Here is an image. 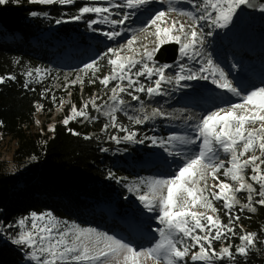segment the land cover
<instances>
[{"label": "snow or ice", "instance_id": "6c2138e0", "mask_svg": "<svg viewBox=\"0 0 264 264\" xmlns=\"http://www.w3.org/2000/svg\"><path fill=\"white\" fill-rule=\"evenodd\" d=\"M29 2L70 6L77 0ZM151 2L101 0L99 6L85 4L79 7L71 20L79 21L86 14H94L96 18L88 21V27L110 26L111 30L102 31L101 34L109 40H115L122 36L119 28L131 17L132 13L127 10H139ZM159 2L163 4L165 0ZM6 3L8 0H0V5ZM168 3L170 6L167 10L156 11L146 22V27L137 30L150 33L154 38V47L150 49L147 44L141 45L142 50L134 47L138 43L134 33L126 44L119 48H109L100 57V60L106 59L110 67L108 73L98 75L101 71L98 60L85 64L79 70L89 76V83L98 80L103 90L111 92L108 98L111 103L97 104L98 97H93L80 108L72 105L70 114L62 123L67 126L77 118H89V103L97 112L107 107L103 114L110 117L111 127L126 133L123 137L114 135L111 139L117 143L121 140L133 141L137 132L117 124L115 115L124 110L122 106L126 101L123 95L130 96L133 101L140 100L139 93H146L150 97L163 95L162 84H171L173 79L177 85L181 81L211 79L216 88L230 93L239 102L224 98L222 105H216L213 110L196 118L198 122L191 125L193 135L172 134L166 140L159 141L161 145L172 146L173 142L178 141L180 145L195 147L170 152L181 161L176 169L167 177L148 181L147 190L136 189L137 199L145 209L156 214L155 219L159 225L153 229L158 238L151 246L137 248L94 228L62 221L50 212H32L28 217L19 219L15 225L8 226L17 229L12 243L26 250L25 255L30 264H187L186 258L189 256L192 264H215L225 259L234 262L236 255L247 256L256 244L255 233L237 234L236 227L241 216L234 209L239 206L241 212L245 209L255 212L254 203L264 206V86L242 95L241 90L233 85L225 71L205 54L202 47L204 36L212 34L211 31L204 32L205 26L210 30L226 28L241 5H255L251 0H168ZM173 4H191L194 11H184L171 6ZM261 11H264V7ZM173 14L176 18H172ZM32 15L37 14L33 12ZM180 17L186 19L181 20ZM62 22L68 21L56 20L57 24ZM166 44L178 45L180 60H186L187 63L156 64L155 54ZM173 68L178 69L174 77L166 75V70ZM35 72L39 76L40 69H35ZM32 75V71L27 73L29 77ZM142 77L150 83H143L140 79ZM12 79L15 77H0V84ZM76 82L83 83L82 77L77 76L72 83ZM152 116L163 117L165 114L153 109ZM128 118L136 125L149 120L147 115L143 120L132 116ZM193 119L192 116L187 117V120ZM107 127L105 125V129ZM49 131L54 129L50 128ZM71 134L79 135L77 132ZM150 139L153 144L157 143L155 138ZM138 142L142 143L143 140ZM221 154L224 158H221ZM249 168L251 175L247 176V180L251 183L246 182L245 176ZM209 178L212 184L208 183ZM254 185H258V191ZM245 191L247 202L241 203L237 194ZM256 196L259 199L254 200ZM217 202H222L220 207H217ZM221 211L227 217V223L222 220ZM237 235L240 243L235 245L234 253L230 243L221 247L219 253L216 252L214 241L223 243Z\"/></svg>", "mask_w": 264, "mask_h": 264}, {"label": "trees", "instance_id": "16d2710c", "mask_svg": "<svg viewBox=\"0 0 264 264\" xmlns=\"http://www.w3.org/2000/svg\"><path fill=\"white\" fill-rule=\"evenodd\" d=\"M81 4L83 2L77 1L70 6L40 5L29 0H8L5 5H0L3 33L18 37L11 41L0 40V77H15L0 84V148L2 142L15 147L10 160L4 159L0 150V264H30L26 250L12 243L17 229L8 226L15 225L32 212H50L62 221L80 226L76 218L92 216L90 221H93L97 208L104 204L112 202L118 210L130 204L124 185L131 182V173L123 166L118 167L104 150L122 147L133 159H140L138 147L146 149V146L138 142L140 139L137 137L135 147H130L123 140L119 143L112 140V136L123 137L126 133L111 127L90 103L87 109L89 118H77L65 126L62 121L70 114L72 105L80 108L93 97H98L96 103L102 104L111 92L103 90L98 80L89 83V76H86L81 85L62 90L54 101L51 100L47 93L49 82L41 76L54 72L57 64L55 53L32 45L34 39H40L51 29L64 37H72L74 31L70 30V25L76 22L71 17ZM33 12L36 17H33ZM57 19L68 22L57 24ZM89 20L88 17L81 19V26H88ZM99 53L103 56L100 48ZM103 62L99 60L100 66ZM35 69H40L39 76ZM29 71L33 72L31 77L27 76ZM140 79L144 83L149 82L143 77ZM138 95L143 100L146 93ZM123 98L131 100L127 95ZM58 108L61 111L56 113ZM117 124L141 136L138 125L121 115ZM105 125H108L106 129ZM50 128L54 131H49ZM147 131V136L155 134L151 128ZM162 132L160 137L163 138L166 134L162 135ZM254 186L258 191V185ZM238 197L241 203L247 202L245 194ZM257 199L258 196L254 197ZM221 204L217 202V207ZM253 206L255 212L246 209L241 212L239 206L234 211L241 216L237 234L255 233L256 244L247 256L236 255L234 262L225 259L217 261L218 264H264V206L255 203ZM220 216L227 223L223 211ZM238 235L223 243L214 241L216 252L230 243L234 253L235 245L240 243Z\"/></svg>", "mask_w": 264, "mask_h": 264}, {"label": "rangeland", "instance_id": "374dc122", "mask_svg": "<svg viewBox=\"0 0 264 264\" xmlns=\"http://www.w3.org/2000/svg\"><path fill=\"white\" fill-rule=\"evenodd\" d=\"M77 1L83 2V4H81L82 6L85 4H95L99 6L101 3V0ZM169 6L168 0H165L163 4L160 3L159 0H152L149 5L139 9V11L127 10L132 13L131 17L125 22V25L119 28L122 32V36L115 40H109L101 34L102 31L111 30L110 26L94 25L93 28H89L88 26L82 27L80 23L81 20L75 21V25H70V30L74 31L73 36L70 38L59 35V32L55 31V29H51L40 39H34L32 41L34 47L42 46L55 53L54 60L57 64L54 66V72L47 74L46 76H41L49 82L50 87L47 93H49L50 99L54 101L58 93L62 90H67L71 86L82 84L80 82H72L76 81L77 76L82 77V80H84L86 76L79 70L83 68L85 64L90 63L93 60H100L101 55L99 53V48L104 55L109 48H119L121 45L126 44L127 40L130 39L134 33L137 35L138 41L141 40V45L147 44L150 49L154 47V38L152 35L137 30L146 27V22L156 11H165ZM171 6L184 11H194L191 4H173ZM262 7H264V4L260 5L254 12L249 13L243 11L241 5L226 28H213L210 30L207 26L204 27L205 33L208 31L212 32L211 35L204 36V44L202 47L205 54L210 56L214 63L224 70L225 73L226 70L231 72L234 80L239 84L236 87L238 90H241L242 95L256 87L264 86L263 83L260 85L255 79L246 77L247 72H251L258 80L264 78V11H261ZM33 17H36V15ZM85 17L90 19L96 18L94 14H86ZM172 18H176L175 14H173ZM179 19L184 20L186 18L180 17ZM93 29H99V31H94ZM0 31V40L11 41L13 40V37L15 39L18 38L17 36H11L6 32L3 33V28L1 26ZM48 44H51V46ZM134 47L139 48L136 45H134ZM126 54L132 55V53ZM177 57L175 63L167 65H174L177 62L187 63L186 60H180L179 48ZM155 63L158 65H165V63L159 64L156 61ZM190 66L198 67V65ZM258 66H261L259 69H262L263 71H258ZM100 68V75H104L110 71L106 59ZM237 68H242V75H237ZM177 70L178 69L176 68L168 69L166 70V75L174 77V73ZM226 75L228 79L231 80L227 73ZM234 80L231 81L235 86ZM144 82L145 81H143V83ZM145 84L147 85L149 82ZM161 87L164 92L163 95L150 97L146 94L145 99L143 100H127L126 104L122 106L126 111H124V113L121 111L115 113L117 118L121 115L127 120H129V116L140 118L141 120H143L145 115L149 117L148 121L138 125L141 130V136H137V138L143 140V142L140 143L146 146V149L138 147L139 154L141 155L140 159H133L128 154V151L122 147H114L111 151L107 149L104 150L106 155L110 154L111 158L116 161L118 167L123 166L131 173V182H126L124 185L130 204L127 208L122 210H118L112 202L104 204L97 208V214L94 215L93 221H90L92 216L84 217L80 215L84 221L81 218H76L78 222L81 223L80 227L94 228L97 231L113 235L137 248L148 247L154 243L155 239L158 237L153 229L159 227V225L155 219L156 214L145 209L137 199L136 189L139 188L141 191H145L147 190L148 181L167 177L169 173L176 169L177 164L181 161L178 156L169 154L170 152L185 151L186 147H195L180 145L178 141L173 142L172 146L161 145L159 141L166 140L167 137L172 134L193 135L191 125L198 122L196 118L206 114L209 110H213L216 105H222L224 103V98H230L239 102L238 98L231 96L230 93L216 88L215 85L211 83V79L207 81H181L179 85H177L173 79V83H164ZM173 95L174 97L171 99ZM53 97H55V99H53ZM108 98L105 99L102 104H105L106 102L111 103ZM176 101L180 102L182 105L177 108H170V106ZM186 102H192L193 107H187ZM57 104L58 103L55 105ZM132 104H134V106H132V111L129 113V110L127 111V109L130 108L126 107ZM141 109H143V111H141ZM153 109H157L164 113L165 116L153 117ZM60 111L61 108H58L56 113H59ZM105 111H107V107L100 112H95L110 123V117L103 114ZM189 116H192L194 119L187 120V117ZM129 121L135 124L133 120ZM149 128L153 129V133H155L154 135L147 136V130H149ZM160 132H162V135H166H163L162 138L160 137ZM150 138H155L157 143L153 144L152 139ZM146 140H148V142H146ZM125 142L130 147H135L136 144H138L136 143V138L133 139V141ZM14 148L15 147L12 144L2 142L0 150L3 158L10 160ZM221 158H224L223 154H221ZM150 165H153V170L148 173L146 169ZM249 175H251L250 168L246 170L245 173L246 177ZM221 179H223L222 175ZM246 182L248 183L247 180ZM208 183L212 184L213 181L209 178ZM242 194H245L247 197L246 191L237 195ZM130 222L135 224L136 228L139 226L142 229L140 231L141 234L138 235V237L137 235L133 236V231L127 228ZM194 251H198V249H195ZM186 261L191 262L190 256L186 258ZM215 264H218L217 261Z\"/></svg>", "mask_w": 264, "mask_h": 264}, {"label": "water", "instance_id": "95a60500", "mask_svg": "<svg viewBox=\"0 0 264 264\" xmlns=\"http://www.w3.org/2000/svg\"><path fill=\"white\" fill-rule=\"evenodd\" d=\"M254 7H249L247 5H242L243 11L252 13L254 12L260 5L264 4V0H251ZM178 53V45L175 44H166L162 45L158 52L155 54L154 60L161 64H172L177 60Z\"/></svg>", "mask_w": 264, "mask_h": 264}, {"label": "bare ground", "instance_id": "6f19581e", "mask_svg": "<svg viewBox=\"0 0 264 264\" xmlns=\"http://www.w3.org/2000/svg\"><path fill=\"white\" fill-rule=\"evenodd\" d=\"M137 11H139V10H137ZM256 28H258V27H256ZM260 29H262V28H260ZM125 38H127V37H125ZM140 42H141V40L140 41H138V43L136 44V46L137 47H139V48H141V44H140ZM264 42V41H263ZM241 43H242V41H241ZM236 70H238V73H237V75H242L243 74V72L241 71L242 70V68H237ZM226 73L228 74V76H229V78L231 79V80H234V78H233V76H232V74H231V72L230 71H228V70H226ZM246 74V73H245ZM246 77L247 78H251V79H253V77H254V74L253 73H251V72H247V75H246ZM263 84H264V82H262ZM261 82H260V85L262 84ZM234 84H235V86H237V85H239L238 84V82L237 81H235L234 80ZM225 91V90H224ZM226 92V91H225ZM174 97V95L171 97V99ZM167 98H169V97H167ZM198 99V98H197ZM135 104V103H134ZM134 104H132V105H128L126 108H130V109H127V111L129 110V113L132 111V106H134ZM182 104L180 103V102H178V101H176V102H174L171 106H170V108H177V107H179V106H181ZM186 105H187V107H189V108H191V107H193V105H192V102L191 103H187L186 102ZM124 111H126L125 110V108H124V110L123 111H121V112H123L124 113ZM153 170V165H150L147 169H146V171L148 172V173H150L151 171ZM136 225L135 224H133V223H129V225L127 226V228L129 229V230H132L133 232H132V235L134 236V235H137V237H138V235H140L141 233H140V231L142 230L139 226H137V228L135 227ZM135 230V231H134ZM136 238V237H135Z\"/></svg>", "mask_w": 264, "mask_h": 264}]
</instances>
